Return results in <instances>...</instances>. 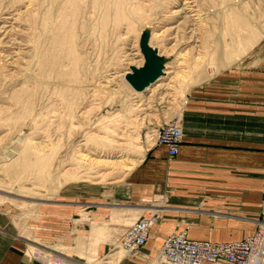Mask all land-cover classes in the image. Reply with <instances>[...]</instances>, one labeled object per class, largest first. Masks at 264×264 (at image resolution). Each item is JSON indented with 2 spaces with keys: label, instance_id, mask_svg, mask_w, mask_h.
Here are the masks:
<instances>
[{
  "label": "rangeland",
  "instance_id": "rangeland-1",
  "mask_svg": "<svg viewBox=\"0 0 264 264\" xmlns=\"http://www.w3.org/2000/svg\"><path fill=\"white\" fill-rule=\"evenodd\" d=\"M110 2L0 0V152L18 135L36 148L18 172L0 162V233L25 263L106 264L131 223L150 218H139L125 191L139 165L128 167L176 121L189 90L226 70L264 71V0H133L126 20L104 9ZM229 8L243 20L240 46ZM146 26L173 63L140 96L121 76L141 61ZM161 247L147 241L119 264H152Z\"/></svg>",
  "mask_w": 264,
  "mask_h": 264
},
{
  "label": "crops",
  "instance_id": "crops-1",
  "mask_svg": "<svg viewBox=\"0 0 264 264\" xmlns=\"http://www.w3.org/2000/svg\"><path fill=\"white\" fill-rule=\"evenodd\" d=\"M177 119V157L154 144L124 187L139 201V218L153 222L148 241L159 248L182 232L217 243L253 235L264 224V71L236 68L199 82ZM8 242L0 233V264H37L25 263L21 247Z\"/></svg>",
  "mask_w": 264,
  "mask_h": 264
},
{
  "label": "built area",
  "instance_id": "built-area-1",
  "mask_svg": "<svg viewBox=\"0 0 264 264\" xmlns=\"http://www.w3.org/2000/svg\"><path fill=\"white\" fill-rule=\"evenodd\" d=\"M173 121L159 128L157 145L168 149V157L176 158L183 143L181 126ZM150 224L144 220L131 226L124 235L123 246L130 252L143 247L148 239ZM157 264H204L225 261L229 264H251L264 255V230L252 237L229 244L197 242L185 233L165 240Z\"/></svg>",
  "mask_w": 264,
  "mask_h": 264
},
{
  "label": "bare ground",
  "instance_id": "bare-ground-1",
  "mask_svg": "<svg viewBox=\"0 0 264 264\" xmlns=\"http://www.w3.org/2000/svg\"><path fill=\"white\" fill-rule=\"evenodd\" d=\"M108 1H110V0H108ZM133 0H111V2L110 3H105L104 4V9L106 10V11H109L110 9H111V7H113L114 8V12H116V16H118V19H121V20H126L127 18L129 19L130 17H131V15L133 14V12H135L134 11V9H133ZM234 6H236V5H234ZM112 8V9H113ZM234 8V7H233ZM233 8H229V10H228V12H227V20L229 19V21H231V18L233 19L232 21H234V24L235 25H237V26H235V27H233L232 26V29L235 31L234 33H235V35H234V37H232L233 39H232V41H231V43H233L234 45H238V46H240L241 45V35H240V32L237 34L236 32H238L237 30V28H239V27H241L243 24H242V18L241 17H239V15H237L235 12L236 11H234L233 10ZM192 10V9H191ZM232 15H237L236 17H235V19H234V17H231ZM105 20V23H107V21H108V16H106V19H104ZM144 30H149L150 31V41H149V44H150V46L153 48V49H155L157 52H158V54L160 55V56H163V57H165V58H167V59H169L170 61L167 63V65H166V70H165V76L164 77H162L161 79H159L155 84H153L152 86H150L149 88H147L144 92H142V93H138V92H136V91H134V89H132V87L128 84V82L126 81V76H127V74L128 73H130V71H128V72H126L123 76H121V78H122V81H123V84L127 87V88H129L133 93H135V95H143L144 93H146L147 91H149L150 89H152L153 87H155V86H157L160 82H162V81H164V79H167L166 77L169 75V69L167 70V68L168 67H170V65H172V58L171 57H168V56H165L164 54H162V52H160V50H159V48H157V47H153L152 45H153V41L154 40H156L157 38H158V33H156V31L155 30H152V27H150V26H146V27H144V29H143V31L139 34L140 36V38H141V35H142V33L144 32ZM240 31V30H239ZM254 34V33H253ZM162 35V34H161ZM140 38L138 39V44H139V48H140ZM219 41H221L220 39H219ZM252 42V41H251ZM61 44V41H59V45ZM228 44H230V43H228ZM233 44H230V46H231V48H233L234 47V45ZM232 45H233V47H232ZM229 46V45H228ZM223 49H224V47H223ZM222 49V50H223ZM235 49V48H234ZM231 50V49H230ZM233 50V49H232ZM71 51H69L68 53H70ZM140 53H141V49H140V51H139ZM224 52H225V49H224ZM227 52V51H226ZM230 52V51H229ZM72 54H73V52H71ZM72 54H70V55H72ZM182 54V53H181ZM141 61L139 62V64L137 65V66H134V67H142L143 65H144V63H145V60H144V56H143V54L141 53ZM219 57V56H218ZM228 58V57H227ZM178 59H182V56L180 57H178L177 58V60ZM184 59V58H183ZM224 59V58H223ZM226 59V58H225ZM133 67V66H132ZM130 70H131V67H130ZM176 124L177 125H180L181 126V124H180V122H179V120L178 119H176ZM181 130H182V134H183V129H182V126H181ZM158 134H159V131H157V134H156V137H155V144L157 145V140H158ZM25 136V135H24ZM26 137V136H25ZM16 138V141L15 142H13V140L12 141H10L11 143H10V145H9V147L8 148H6V149H4L3 151H1L0 152V162L1 163H9L10 162V164H6V165H4L3 167H4V170L9 174H11V173H13V172H18V171H20L21 169H23L24 168V166H26V164L29 162V160H30V157H31V153H32V151H36V148L34 149V148H32L34 145L31 143V140L29 141V140H23L19 135L18 136H16L15 137ZM29 138V137H28ZM26 139V138H25ZM38 151V150H37ZM79 154V153H78ZM72 155V154H71ZM74 155V154H73ZM77 155V154H76ZM72 157V156H71ZM74 157V156H73ZM76 157V156H75ZM80 158V157H79ZM77 159H78V156H77ZM86 161V160H85ZM111 161V160H110ZM110 161H108V164H111V163H109ZM112 162V161H111ZM0 163V164H1ZM119 163V162H118ZM113 164H115V163H113ZM140 164H142V160H140L139 162H138V164H133V165H131L130 167H128V171L129 170H133L136 166H138V165H140ZM1 166V165H0ZM0 168H2V167H0ZM141 221H144V219L143 220H141ZM149 224H150V228H151V226H152V221L151 220H149V219H147L146 220ZM138 222H140V221H138ZM137 223V222H136ZM136 223H134V224H136ZM133 224V225H134ZM132 225V226H133ZM188 238V237H187ZM148 241V240H147ZM121 249L122 250H116L108 259H109V261L106 263V264H119L121 261H123L125 258H128V257H130V255H132V253H134V252H136V251H134V252H130V251H128L124 246H123V242H121ZM34 254V256L36 257V258H38L39 260L40 259H43L42 258V252H41V250L40 249H35V253H33ZM163 254H162V250L160 251V253L157 255V257L152 261V264H157L158 262H159V259L161 258V256H162ZM264 256V255H263ZM262 256V257H263ZM262 257L261 258H259L258 260H252L251 262V264H258L259 263V261L262 259ZM220 262V261H219ZM223 262H225V261H223ZM216 263H218V262H216ZM227 263V262H226ZM205 264V263H204Z\"/></svg>",
  "mask_w": 264,
  "mask_h": 264
},
{
  "label": "water",
  "instance_id": "water-1",
  "mask_svg": "<svg viewBox=\"0 0 264 264\" xmlns=\"http://www.w3.org/2000/svg\"><path fill=\"white\" fill-rule=\"evenodd\" d=\"M150 31L144 30L140 38V49L144 56L145 63L142 67H131L126 81L138 93L144 92L165 76L166 65L169 59L160 56L150 44Z\"/></svg>",
  "mask_w": 264,
  "mask_h": 264
}]
</instances>
